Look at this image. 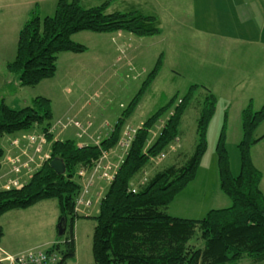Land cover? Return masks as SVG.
I'll use <instances>...</instances> for the list:
<instances>
[{
  "label": "trees",
  "instance_id": "trees-1",
  "mask_svg": "<svg viewBox=\"0 0 264 264\" xmlns=\"http://www.w3.org/2000/svg\"><path fill=\"white\" fill-rule=\"evenodd\" d=\"M110 2L85 6L82 0H58L52 15L41 16L35 7L19 31L16 55L6 68L21 86H36L52 78L58 70L59 54L83 53L88 47L73 39L81 31L113 33L125 31L139 37L161 33L159 19L140 11H110ZM163 54L148 73L137 94L121 113L110 132L99 142L80 145L75 139L56 138L48 133L53 125L52 101L37 96L30 105L14 108L5 99L0 102V169L5 154L2 140L19 132L47 133L50 157L20 188L0 190V216L14 209H26L36 203L57 199L58 224L63 234L48 251H59L67 264L76 256L75 222L79 218L95 221L92 252L95 264H239L244 260L264 262V190L262 172L252 158V147L261 138L255 132L264 121V104L256 110L252 100L242 110V137L238 143L240 171L234 174L227 148L228 113H225L216 146L220 189L231 204L210 209L202 218L173 216L169 205L196 178L208 150V128L216 113L217 97L207 86L192 84L188 91L175 93L137 128L128 154L107 185L94 216L82 215L77 198L83 185L78 174L90 169L104 151L118 143L128 119L163 65ZM205 96L197 118V141L184 163H171L145 182L134 180L153 158L159 157L181 136L183 116L196 91ZM161 131L150 143L151 130L168 112ZM61 158L66 170L58 173L51 165ZM136 188V190H134ZM199 231L203 245L190 241ZM4 235L0 227V241Z\"/></svg>",
  "mask_w": 264,
  "mask_h": 264
},
{
  "label": "rangeland",
  "instance_id": "rangeland-1",
  "mask_svg": "<svg viewBox=\"0 0 264 264\" xmlns=\"http://www.w3.org/2000/svg\"><path fill=\"white\" fill-rule=\"evenodd\" d=\"M104 1L110 2V11H140L156 16L160 21L164 35L139 37L127 32L124 36H129L131 41L124 40L122 43L123 39L117 37L116 34L81 31L73 35V39L86 45L87 51L60 53L58 70L54 77L45 79L36 86H21L6 68V62L8 59H14L20 28L24 24V19L28 20L30 16L17 18L5 6L7 2L0 0V37L5 36L9 48L7 54H0V102L5 99L10 106L21 108L30 105L37 96L50 98L55 117L53 122L56 123L66 117H71L79 122V126L68 125L62 130H57L56 138L75 139L80 145L95 143L107 135L106 132L113 129L121 113L137 94L148 73L155 66L161 52L164 53L163 66L128 119L129 126L139 127L175 93L185 94L194 83L208 84L207 77L213 74L211 71L214 62L211 60L213 57L212 44L208 46V40L203 39V36L196 34L195 31L187 32V24L181 23V19L191 13L189 3L182 2V0H82V3L85 6H93ZM172 11L173 15L180 20L179 22L172 19ZM175 34L179 38L175 39ZM13 36L16 39L15 45L12 42ZM121 45L122 48L119 50ZM226 48L227 45L222 46L223 51ZM10 51H13L11 55ZM129 58L134 61H130L131 64L128 65ZM224 58H227L225 54H219L220 62L215 67L216 71H221ZM220 71L219 74L226 72ZM227 74H231V71ZM239 81L242 86L244 79ZM204 96L205 90L200 87L183 116L180 129L189 131L188 140L181 141L180 136L164 153L153 158L146 168L136 176L135 187L171 163H184L186 157L192 153L197 141L193 125L196 124ZM170 113L171 111L165 114L151 130L150 143L158 136ZM220 123L219 115H215L208 128V150L202 160L199 172L194 181L169 205L168 212L171 215L199 219L210 209L223 208L231 204L230 198L219 186L214 143ZM38 129V127L34 128V130ZM262 133H264V123L255 134L262 135ZM5 139L2 140V145L7 143ZM47 151L49 152V144L46 146ZM229 154L232 171L234 174H238L240 171L238 147L229 145ZM260 169L263 172L260 188L264 190V167L260 166ZM4 171H6V166L2 165L0 172ZM94 187L98 192L93 197L91 191ZM94 187L89 190L93 204L97 203V194L105 189V184L98 182ZM48 202L56 204L58 201L49 199ZM46 209L45 214L48 219L53 214L50 211L51 207ZM84 219L87 221L78 224V264H95L92 252L95 221L92 218ZM45 232L48 234L49 227H46ZM190 244L196 247L203 245L199 231L191 239ZM57 252L59 253V251ZM13 264L15 263L13 262ZM239 264H264V262L254 263L252 260H244Z\"/></svg>",
  "mask_w": 264,
  "mask_h": 264
},
{
  "label": "crops",
  "instance_id": "crops-1",
  "mask_svg": "<svg viewBox=\"0 0 264 264\" xmlns=\"http://www.w3.org/2000/svg\"><path fill=\"white\" fill-rule=\"evenodd\" d=\"M57 1L5 0L7 2L5 6L17 18L21 16H24V18L25 16L29 17L35 7L39 8L42 16H46L54 14ZM185 1L189 3L191 13L184 16L181 19V23L187 24V32L191 30L192 32L195 31L196 34H201L203 39L206 38L208 40V46L212 44L213 57L211 60L214 62L211 71L213 74L207 77V80H209L208 84L201 83L200 85L209 87L217 97L215 115H219L221 120L217 131L218 134L225 113H228L227 148L229 150V145L238 147V143L242 137V110L250 100H252L256 110L264 104V0H182V2ZM171 15L172 19L177 22L180 21L173 15V11ZM24 20L25 23L27 19ZM126 33L125 31H118L101 34H116L117 37L123 39L122 43H124V40L131 41L129 36H124ZM161 35H164L162 29L161 33L155 36ZM175 35V39L179 38L177 34ZM15 41V36H13L12 42L14 45ZM16 42H18V37ZM223 45H227L225 51L222 50ZM121 48L122 45L119 47V50ZM8 49L5 36L0 37V54H7ZM222 53L227 58L223 60L224 68L222 67L221 71H219L226 72L219 74V71H216L215 67L219 64V54ZM160 54H163L164 57L163 52ZM9 60L11 61V59ZM132 60V58L128 59V65L131 64L130 61L132 62ZM229 71H231V74H227ZM240 79H244L243 84H241L243 89L239 83ZM263 123L260 124L255 133L259 131ZM127 124L130 125L128 121ZM192 124L194 123L192 122ZM196 129L197 121L193 125L195 133ZM187 135H190L189 131L181 129V141H187ZM255 136L261 139L252 147V158L255 165L260 169V166L264 167V133L262 135L255 134ZM5 140L7 143L5 142L3 147L5 148V152H7L9 142L7 137ZM193 142L192 139V145ZM216 142L217 139H215L214 146H216ZM92 191L91 194L94 197L98 191H96V187ZM41 203L48 204L41 205ZM49 203L48 200H43L26 209L10 210L0 216V227L4 231V235L0 241V264H13L12 257L26 251L47 248L58 241L60 235L58 228L60 210L58 202L56 204L55 202ZM99 204L94 203L89 208H83L80 213L82 215L94 216L99 211ZM50 207L53 216L47 219L45 212L46 208ZM82 221L87 220L79 218L75 222L76 256L74 259L68 261L67 264L79 263L77 248L79 238L78 224ZM46 227H49L48 234L45 232Z\"/></svg>",
  "mask_w": 264,
  "mask_h": 264
},
{
  "label": "built area",
  "instance_id": "built-area-1",
  "mask_svg": "<svg viewBox=\"0 0 264 264\" xmlns=\"http://www.w3.org/2000/svg\"><path fill=\"white\" fill-rule=\"evenodd\" d=\"M68 125L79 126V122L71 117L63 118L56 123L54 122L48 133L55 134L57 130H62ZM137 128L126 126L114 148L104 151L94 161V165L90 169L81 168L79 170L78 174L82 181L83 189L77 198L76 209L78 211L93 205L89 190L96 183H104L106 189L107 185L112 182L118 168L129 152ZM8 142L9 149L1 159V166L5 165L6 171L0 172V190L22 187L32 177L34 172L41 167L43 162L50 157V153L46 152V146L48 145L46 132L38 130L19 132L8 136ZM105 189L97 194V203L101 202ZM60 260L61 255L57 251H48L47 249L30 250L12 257V261L15 264H57Z\"/></svg>",
  "mask_w": 264,
  "mask_h": 264
},
{
  "label": "water",
  "instance_id": "water-1",
  "mask_svg": "<svg viewBox=\"0 0 264 264\" xmlns=\"http://www.w3.org/2000/svg\"><path fill=\"white\" fill-rule=\"evenodd\" d=\"M51 165L58 173H64L66 170V165L61 158H54L51 162ZM58 228L59 234H63L64 227L62 226V222L58 224Z\"/></svg>",
  "mask_w": 264,
  "mask_h": 264
}]
</instances>
